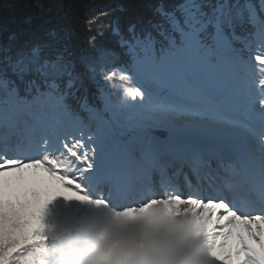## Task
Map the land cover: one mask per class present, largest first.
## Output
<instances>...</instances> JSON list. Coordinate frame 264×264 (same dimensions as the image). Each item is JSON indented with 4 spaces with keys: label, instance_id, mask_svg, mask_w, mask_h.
I'll return each instance as SVG.
<instances>
[{
    "label": "snow or ice",
    "instance_id": "snow-or-ice-1",
    "mask_svg": "<svg viewBox=\"0 0 264 264\" xmlns=\"http://www.w3.org/2000/svg\"><path fill=\"white\" fill-rule=\"evenodd\" d=\"M72 204L129 264H264V0L0 4V264Z\"/></svg>",
    "mask_w": 264,
    "mask_h": 264
},
{
    "label": "trees",
    "instance_id": "trees-1",
    "mask_svg": "<svg viewBox=\"0 0 264 264\" xmlns=\"http://www.w3.org/2000/svg\"><path fill=\"white\" fill-rule=\"evenodd\" d=\"M10 2V0H6ZM4 0H0L3 4ZM62 210H54L48 218L47 228L39 239L37 246L25 254V260H34L35 264H81V251L86 245L105 239L108 230L107 215L103 209L81 207L78 204L60 206ZM128 233L119 236L106 248V254L95 264H129V250L139 247L138 238L130 240ZM94 264V263H93Z\"/></svg>",
    "mask_w": 264,
    "mask_h": 264
},
{
    "label": "rangeland",
    "instance_id": "rangeland-1",
    "mask_svg": "<svg viewBox=\"0 0 264 264\" xmlns=\"http://www.w3.org/2000/svg\"><path fill=\"white\" fill-rule=\"evenodd\" d=\"M95 195V193H92ZM139 202V201H137ZM127 203V202H125ZM120 206L116 205L115 210H119ZM113 209H103L104 213L107 215L108 223L107 227H109L110 224V217H111V211ZM129 237L131 238L130 240L133 241V239L137 238V234L135 232H128ZM119 236H116L114 239L108 240V239H103V241H99V238H95L96 241L91 242L90 244L86 245L85 250L81 251V254L83 257H80V263L81 264H95L97 263L100 258H102L106 254V248L107 245H109L111 242H113L115 239H117ZM140 243V242H139Z\"/></svg>",
    "mask_w": 264,
    "mask_h": 264
}]
</instances>
